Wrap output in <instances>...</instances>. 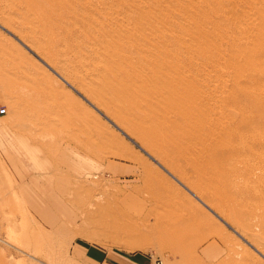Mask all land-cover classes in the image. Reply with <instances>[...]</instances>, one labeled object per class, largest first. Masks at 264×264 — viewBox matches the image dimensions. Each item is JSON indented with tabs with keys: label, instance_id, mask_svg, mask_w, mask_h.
Instances as JSON below:
<instances>
[{
	"label": "rangeland",
	"instance_id": "obj_1",
	"mask_svg": "<svg viewBox=\"0 0 264 264\" xmlns=\"http://www.w3.org/2000/svg\"><path fill=\"white\" fill-rule=\"evenodd\" d=\"M160 72L207 108L200 125L232 135L235 156L239 138L264 140V0H0V264H92L89 246L264 264L258 219L235 215L249 203L264 214V165L247 178L243 155L224 161L215 173L237 187L212 203L190 162L146 147L148 129L118 114L133 93L140 117L187 139L173 107L186 101L152 96Z\"/></svg>",
	"mask_w": 264,
	"mask_h": 264
},
{
	"label": "bare ground",
	"instance_id": "obj_2",
	"mask_svg": "<svg viewBox=\"0 0 264 264\" xmlns=\"http://www.w3.org/2000/svg\"><path fill=\"white\" fill-rule=\"evenodd\" d=\"M164 67H165V70H167V69L171 70V67L168 65H166ZM155 70H158V69H155ZM171 72L175 74L174 71H171ZM152 78H153L152 83L154 84L155 91H156V94H154L152 96L159 100V101L157 100L158 103H161V102L166 103L168 101H173L172 99L177 98V97L184 99L186 101V103L179 102V101H173V103H174L173 107H175V103H176V105L178 104L177 107L180 106L179 109L178 108L175 109V110H178L181 112V114H179L180 115L179 120H182L185 124L187 122V124H188L187 127L189 129H191V131H189L190 135L188 137L191 136V138H194V139L197 137L195 139L196 141H193L192 139H190L191 140L190 141L187 137V139L189 141H186L187 139L183 140V141H186V143H187L185 146L183 144L184 142L180 141L183 139L181 136H180L181 139L178 136L180 139L179 140L178 137L176 136L177 134L175 135L176 136V138H175L174 136H172L175 133L172 135H168L167 134L168 132L165 133L166 129L170 128L168 125H166V124H168L166 122L169 121V120L167 121L166 117H165L166 122H164L165 124L162 122V120H161L162 118H157V119H148L147 118L146 119L144 117H140L138 115V109L143 110V108L141 107V105L139 103L136 102V95L134 96L133 93L129 94L130 96L121 94L120 91H121L122 87H118L120 85L121 81L116 82V83H118V85L116 86V90H115V87L112 88L111 85H109V87H107L108 89L110 88L111 90L116 92L118 95L121 94L123 97V100H125L124 102L126 104L128 103L127 106L125 107V109L121 108L122 110L118 111V114H120L121 116H125V117H134L138 120L139 125H143L146 127V129H148V130H146L147 133L145 130L142 132V134L145 137L144 145L146 147L152 148L153 150L155 148V150L159 151L162 155H164L167 159L171 160L172 162L174 160H179V161L182 160V162H186V161L190 162V163H188V162H186V163L191 165V167L194 169V172L197 174V176L200 178V181H201V185L199 186V190L202 192L203 195L213 193L214 196L212 198H209L210 201L212 200L211 201L212 203L217 201L219 195H221V193L225 189H234L237 187V183H236L237 181L234 179L232 180L230 175H226L225 172H223V173L220 172L219 174L215 173V171H217V169L221 165H224V161H228L230 159L235 160L238 157L243 155L244 158H246L245 162H246L247 166L244 164L245 168H244L243 172H245V173H243L242 175L247 177V178H250L251 176L255 175L254 170L256 168L254 166V162H257L258 164L261 163V165H264V140L262 138H260L258 136L244 137L242 139L239 138L238 140L240 141V143L242 145L241 146L242 151L240 152L241 154L238 153L235 156V152L233 153V151H230V149L227 148L229 145L232 144V142L230 143L232 135H230V134L226 135L224 133H221L217 130V128L213 129V131H209L210 127L208 125H206V124L200 125L199 124V122H201V120L205 117V112H208L207 108L205 109L203 106L197 107L196 105H191V103H188L187 99L184 96L177 93L178 87L174 83V82H176V80H173L174 82H173L172 86L170 83L166 84V82L163 81L164 79L167 78L166 74H163L160 72V74H156L155 77H152ZM168 79H170V78H168ZM175 79H177V78H175ZM100 99H102V101H103L104 97H100ZM118 102L119 101H117V100H113L111 102V106L112 107L116 106L118 104ZM106 104H108V103H106ZM111 106L108 104V106L106 105V108L109 111H111V109H112ZM153 106L155 107V105H153ZM254 107L257 108L258 114L264 112L260 106L255 105ZM196 109H198L199 115L197 116V118H193L190 115ZM260 110H262V111L260 112ZM159 114H161V113H159ZM189 116H190V118H188ZM243 119H244V121H246V120H249L250 118H243ZM170 121H172V119ZM162 124L164 126H167V128L164 129V126ZM226 127H228V126H226ZM252 127H253V125H252ZM215 131H217L218 133L215 134ZM178 135H180V134H178ZM183 135L185 136L186 133H184ZM228 138H229V141H227ZM221 143L223 144V146H219ZM228 151H230V152H228ZM247 153H249L248 156H247ZM222 170H223V168H222ZM259 170H261V169L259 168ZM255 188L259 189V187H257V186ZM199 200L203 204H205L201 199H199ZM220 203L222 204L221 200H220ZM233 203H234V201H233ZM249 204H251V205H249ZM249 204L248 205H242V207L240 209L235 210V215L242 217V218H248V217L253 218L254 217V218L258 219L257 222L259 223L260 227L264 231V214H262V215L259 214L260 213L259 210L255 208L256 206L255 207L253 206L255 204H252V203H249ZM229 210H232V209H229ZM219 218L221 219L220 216H219ZM247 224H248L247 228H249L250 223H247Z\"/></svg>",
	"mask_w": 264,
	"mask_h": 264
},
{
	"label": "crops",
	"instance_id": "obj_3",
	"mask_svg": "<svg viewBox=\"0 0 264 264\" xmlns=\"http://www.w3.org/2000/svg\"><path fill=\"white\" fill-rule=\"evenodd\" d=\"M85 251L92 264H153L150 258L142 254L128 255L98 246H89Z\"/></svg>",
	"mask_w": 264,
	"mask_h": 264
},
{
	"label": "built area",
	"instance_id": "obj_4",
	"mask_svg": "<svg viewBox=\"0 0 264 264\" xmlns=\"http://www.w3.org/2000/svg\"><path fill=\"white\" fill-rule=\"evenodd\" d=\"M6 112H7L6 109H4V108H3V109H0V115H5ZM155 264H163V263H162V261H159V260H158V261H156Z\"/></svg>",
	"mask_w": 264,
	"mask_h": 264
}]
</instances>
